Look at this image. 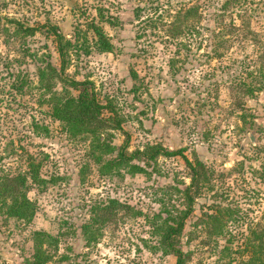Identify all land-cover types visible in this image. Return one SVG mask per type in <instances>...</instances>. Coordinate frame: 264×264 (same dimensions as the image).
Returning <instances> with one entry per match:
<instances>
[{
  "label": "rangeland",
  "instance_id": "374dc122",
  "mask_svg": "<svg viewBox=\"0 0 264 264\" xmlns=\"http://www.w3.org/2000/svg\"><path fill=\"white\" fill-rule=\"evenodd\" d=\"M181 2L199 3L200 32L170 38L163 22ZM222 2L0 0V173L25 169L31 153L46 179L28 186L36 205L30 222L0 215V264L29 256L32 229L58 233V251L77 264H173L174 255L157 248L151 223L165 209L181 207L178 189L189 182L180 154L134 159L144 167L140 172L99 173L87 141L67 134L43 100L36 66L46 60L58 64L53 37L42 28L25 34L5 23L8 17L22 26L58 24L74 41L66 72L91 79L98 99L111 100L122 117L121 129L111 130L112 143L127 137L128 151L156 142L181 146L191 162L200 155L212 184L195 196L184 220L179 235L182 248L189 249L184 264H222L230 256L229 264H239L233 249L248 228L264 232V87L242 98L235 88L237 80L257 77L260 70L264 76V0L239 1L223 10ZM90 23L102 25L111 51L94 47ZM210 23L213 30L205 27ZM108 197L128 207L118 209L97 240L86 245L79 223L91 205ZM218 203L233 212L215 234L203 211ZM224 244L232 247L230 256L218 251Z\"/></svg>",
  "mask_w": 264,
  "mask_h": 264
},
{
  "label": "trees",
  "instance_id": "16d2710c",
  "mask_svg": "<svg viewBox=\"0 0 264 264\" xmlns=\"http://www.w3.org/2000/svg\"><path fill=\"white\" fill-rule=\"evenodd\" d=\"M169 0H166L168 2ZM245 0H223L222 10ZM169 19L163 22V29L166 36L177 38L178 36H191L199 34V20L201 8L199 3H178L168 13ZM219 16V15H218ZM4 22H11L17 25L16 29L25 34H33L42 30L50 34L55 42V51L58 56V64L55 65L49 60L36 66L37 82L43 93L44 101L49 107V115L61 123L64 131L71 136H78L87 141V154L97 165L99 173L110 172H140L144 167L134 159L143 158L155 160L157 155L180 154L189 169V182L178 191L181 193V207L174 212L165 209L166 214L160 217L159 214L151 223L156 235V245L163 253L174 255L173 264H184L189 258V249H183L179 235L183 228L184 220L192 211V204L195 196L204 187L212 183L210 178L211 170L207 169L200 155H196L191 162L182 154L181 146L171 149L164 147L160 143H147L142 148L127 150V137L121 143L115 145L111 141L113 129H121L122 117L114 108L111 100L101 102L91 79L75 78L66 72L69 61V54L75 50V43L65 36L62 27L55 23L42 22L37 25H25L14 19L6 18ZM1 23V17H0ZM89 27L94 35L93 45L100 51H111L112 42L109 40L103 27L99 23H90ZM208 30L215 28L214 23L205 26ZM6 30V29H4ZM247 33L254 38L256 33L247 27ZM186 47L185 42H180ZM86 52L87 49H84ZM209 51H207L208 53ZM212 52V51H210ZM213 54V53H212ZM210 56H212L210 54ZM263 71H259V76L249 80H237L235 88L240 91L242 97H252L255 92L264 87ZM59 83V87L56 84ZM237 104H242L239 101ZM107 114H103V110ZM244 120V116H242ZM26 168L15 172L0 173V215L4 219L13 217L24 222H30L36 210L33 200L27 195L30 183L41 186L46 179L40 175L39 168L41 161L35 159L31 153H26L24 158ZM128 204L119 201L114 197H108L105 201H98L91 205L88 218L79 223L81 237L87 245L95 242L101 234V227L114 218L118 209L127 208ZM213 211H203L212 222L215 234L222 232V226L227 222V218H232L233 209L228 205H213ZM138 212V211H133ZM31 252L22 262L17 264H77L66 252L58 251L59 235L52 234L43 229H32L30 232ZM229 243V242H228ZM232 247L224 244L218 249L227 255ZM239 257V264H264V232L261 228L249 227L242 241L233 249ZM230 256V254H228ZM233 257H229L222 264H229ZM122 264H135L125 262Z\"/></svg>",
  "mask_w": 264,
  "mask_h": 264
}]
</instances>
